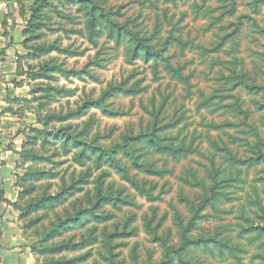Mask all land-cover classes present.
<instances>
[{
  "label": "rangeland",
  "instance_id": "obj_1",
  "mask_svg": "<svg viewBox=\"0 0 264 264\" xmlns=\"http://www.w3.org/2000/svg\"><path fill=\"white\" fill-rule=\"evenodd\" d=\"M15 2L0 204L38 264H264V0Z\"/></svg>",
  "mask_w": 264,
  "mask_h": 264
},
{
  "label": "crops",
  "instance_id": "obj_2",
  "mask_svg": "<svg viewBox=\"0 0 264 264\" xmlns=\"http://www.w3.org/2000/svg\"><path fill=\"white\" fill-rule=\"evenodd\" d=\"M20 17L14 0H0V98L9 92L16 77L13 73L26 51L25 27ZM0 210V264H38L22 223L11 216V206L2 203Z\"/></svg>",
  "mask_w": 264,
  "mask_h": 264
},
{
  "label": "trees",
  "instance_id": "obj_3",
  "mask_svg": "<svg viewBox=\"0 0 264 264\" xmlns=\"http://www.w3.org/2000/svg\"><path fill=\"white\" fill-rule=\"evenodd\" d=\"M25 35H28V33L27 32H25ZM35 253V252H34Z\"/></svg>",
  "mask_w": 264,
  "mask_h": 264
}]
</instances>
